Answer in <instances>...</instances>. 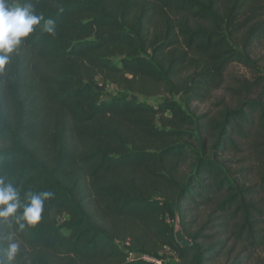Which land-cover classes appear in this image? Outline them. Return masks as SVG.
<instances>
[{
	"label": "trees",
	"instance_id": "trees-1",
	"mask_svg": "<svg viewBox=\"0 0 264 264\" xmlns=\"http://www.w3.org/2000/svg\"><path fill=\"white\" fill-rule=\"evenodd\" d=\"M31 2L55 35L42 22L0 69V176L22 201L54 196L33 227L0 223L4 246L20 245L12 264H146L126 261V242L178 264H248L264 249V76L251 54L264 0ZM232 65L251 78L227 85ZM107 84L119 94L103 99ZM219 90L234 105L200 112ZM244 143L254 180L228 157ZM174 203L187 249L168 222Z\"/></svg>",
	"mask_w": 264,
	"mask_h": 264
},
{
	"label": "clouds",
	"instance_id": "clouds-1",
	"mask_svg": "<svg viewBox=\"0 0 264 264\" xmlns=\"http://www.w3.org/2000/svg\"><path fill=\"white\" fill-rule=\"evenodd\" d=\"M42 22L44 31L55 35L54 22L36 14L31 0H0V69L9 63L21 42ZM53 196L51 191H28L22 201L20 190L0 176V223L15 222L19 230L35 226L41 219L45 201ZM9 239L11 237L0 236V264H12L20 250L17 242L7 243L5 247Z\"/></svg>",
	"mask_w": 264,
	"mask_h": 264
},
{
	"label": "rangeland",
	"instance_id": "rangeland-1",
	"mask_svg": "<svg viewBox=\"0 0 264 264\" xmlns=\"http://www.w3.org/2000/svg\"><path fill=\"white\" fill-rule=\"evenodd\" d=\"M252 57L257 59V67L259 69L258 74L264 76V44H257L251 50ZM113 62L119 64V59H113ZM252 74L245 68L240 65H232L226 75V83L227 85H233L236 79H246L251 78ZM119 94L117 88L114 85L107 84L104 90L101 92V97L103 99H109L115 97ZM162 97H151V98H144L138 97V100L144 102L150 106L156 107L161 101ZM224 99L226 104L229 106L234 105V98L232 95H227L224 90H219L215 92L214 96L210 98L206 103L198 105L199 111L202 113L209 112L215 115V112L218 108V100ZM228 157L233 161L236 167L242 168H250L254 176H252V180H254L255 173H257V167L259 165V161L256 159L255 155L249 153L247 145L244 143L242 146L238 148L237 151L230 152ZM206 217V211L201 210L198 213L192 214L188 217V227L191 231H195L201 223L204 221ZM168 222L171 226H173V220L168 219ZM164 254L162 258L165 262H169V264H175L174 258L169 253H162ZM226 260V256L223 255L220 258H217L212 264H223ZM248 264H264V249H260L257 253L251 258Z\"/></svg>",
	"mask_w": 264,
	"mask_h": 264
},
{
	"label": "built area",
	"instance_id": "built-area-1",
	"mask_svg": "<svg viewBox=\"0 0 264 264\" xmlns=\"http://www.w3.org/2000/svg\"><path fill=\"white\" fill-rule=\"evenodd\" d=\"M119 246L121 250L125 253L127 262L141 261L146 264H169V262H165L164 259L162 258V256L164 255L162 253H169L174 258V263L178 264L177 255L167 248L164 249L158 255V257H153L147 254H141L137 250L132 249L128 242L121 243Z\"/></svg>",
	"mask_w": 264,
	"mask_h": 264
},
{
	"label": "water",
	"instance_id": "water-1",
	"mask_svg": "<svg viewBox=\"0 0 264 264\" xmlns=\"http://www.w3.org/2000/svg\"><path fill=\"white\" fill-rule=\"evenodd\" d=\"M171 209L173 212V226H172L173 239L180 249H187L192 245L193 241L188 237H186L182 231L179 213L175 203L171 205Z\"/></svg>",
	"mask_w": 264,
	"mask_h": 264
}]
</instances>
